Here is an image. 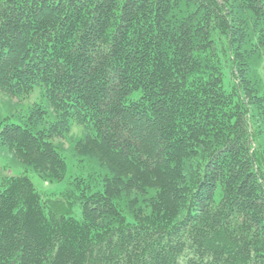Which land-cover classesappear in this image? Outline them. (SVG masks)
<instances>
[{
    "label": "trees",
    "instance_id": "1",
    "mask_svg": "<svg viewBox=\"0 0 264 264\" xmlns=\"http://www.w3.org/2000/svg\"><path fill=\"white\" fill-rule=\"evenodd\" d=\"M263 67L264 0H0V264H264Z\"/></svg>",
    "mask_w": 264,
    "mask_h": 264
},
{
    "label": "rangeland",
    "instance_id": "2",
    "mask_svg": "<svg viewBox=\"0 0 264 264\" xmlns=\"http://www.w3.org/2000/svg\"><path fill=\"white\" fill-rule=\"evenodd\" d=\"M264 68V67H263ZM262 76L264 77V69L261 70ZM46 101L45 96H43L42 90L40 87H36L32 93L29 95L21 96V97H12L9 95H0V121L3 120L5 117L9 115H17V114H24L26 110L35 103ZM80 127H74L73 132L71 133L74 137H79L81 134ZM57 143L61 145L65 150V156L68 163L67 169V177L61 183H47L43 181L37 174L29 173L28 175L32 179L34 185L37 187L38 190L48 192V193H58L62 189H64L70 179H72L75 175L80 173V168L78 163L71 157L69 148L71 145V141L68 139H61L57 140ZM5 158L0 157V166L2 162L4 163ZM83 170V169H82ZM10 173L14 175H19L23 173V169L19 164L12 165L11 169L9 170ZM4 173L0 172V185L3 180ZM73 215L77 218L81 217V210L76 207L74 209Z\"/></svg>",
    "mask_w": 264,
    "mask_h": 264
}]
</instances>
